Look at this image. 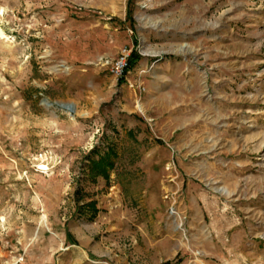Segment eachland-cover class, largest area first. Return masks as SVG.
<instances>
[{
    "label": "rangeland",
    "instance_id": "1",
    "mask_svg": "<svg viewBox=\"0 0 264 264\" xmlns=\"http://www.w3.org/2000/svg\"><path fill=\"white\" fill-rule=\"evenodd\" d=\"M0 264H264V0H0Z\"/></svg>",
    "mask_w": 264,
    "mask_h": 264
},
{
    "label": "trees",
    "instance_id": "2",
    "mask_svg": "<svg viewBox=\"0 0 264 264\" xmlns=\"http://www.w3.org/2000/svg\"><path fill=\"white\" fill-rule=\"evenodd\" d=\"M129 13H131V9L129 11ZM129 17H131V15H128V19ZM140 58V54H138L135 50L132 51V53L129 55L128 57V64H127V68L125 70V72H127L132 65V61L133 60H137ZM124 72V73H125ZM114 154V149L110 147H108L107 151L104 152V154L101 156H99V159L92 162L91 166H90V172H91V177L93 180H96V176L101 173L104 176H107V168L112 167L113 166V162L111 159V156ZM90 206V210H91V214L90 217H95L97 214V208L91 204Z\"/></svg>",
    "mask_w": 264,
    "mask_h": 264
},
{
    "label": "built area",
    "instance_id": "3",
    "mask_svg": "<svg viewBox=\"0 0 264 264\" xmlns=\"http://www.w3.org/2000/svg\"><path fill=\"white\" fill-rule=\"evenodd\" d=\"M129 53L127 52L126 49H124L122 55L120 56L119 60L116 62V67H115V73L118 74H123L127 68L128 64V57Z\"/></svg>",
    "mask_w": 264,
    "mask_h": 264
},
{
    "label": "water",
    "instance_id": "4",
    "mask_svg": "<svg viewBox=\"0 0 264 264\" xmlns=\"http://www.w3.org/2000/svg\"><path fill=\"white\" fill-rule=\"evenodd\" d=\"M60 106H62L63 108H66L68 109L70 112H73L74 111V108L72 105H65V104H60Z\"/></svg>",
    "mask_w": 264,
    "mask_h": 264
}]
</instances>
